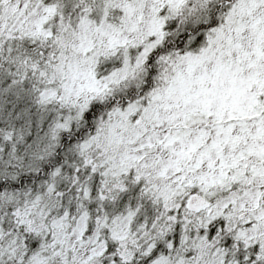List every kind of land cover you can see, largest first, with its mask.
Here are the masks:
<instances>
[{
	"label": "snow or ice",
	"instance_id": "6c2138e0",
	"mask_svg": "<svg viewBox=\"0 0 264 264\" xmlns=\"http://www.w3.org/2000/svg\"><path fill=\"white\" fill-rule=\"evenodd\" d=\"M0 264H264V0H0Z\"/></svg>",
	"mask_w": 264,
	"mask_h": 264
}]
</instances>
